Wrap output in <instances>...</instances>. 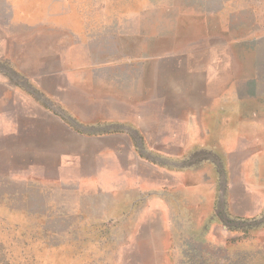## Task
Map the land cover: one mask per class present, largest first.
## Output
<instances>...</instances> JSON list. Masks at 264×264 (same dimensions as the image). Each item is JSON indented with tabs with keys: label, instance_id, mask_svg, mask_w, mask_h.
I'll return each mask as SVG.
<instances>
[{
	"label": "rangeland",
	"instance_id": "374dc122",
	"mask_svg": "<svg viewBox=\"0 0 264 264\" xmlns=\"http://www.w3.org/2000/svg\"><path fill=\"white\" fill-rule=\"evenodd\" d=\"M55 2L0 0V54L65 71L0 76V264H264V0H80L81 38ZM183 65L231 69L232 190L159 137Z\"/></svg>",
	"mask_w": 264,
	"mask_h": 264
},
{
	"label": "crops",
	"instance_id": "0c3cea01",
	"mask_svg": "<svg viewBox=\"0 0 264 264\" xmlns=\"http://www.w3.org/2000/svg\"><path fill=\"white\" fill-rule=\"evenodd\" d=\"M58 6L68 7L69 10H64L58 14L56 19L37 20L35 23H31L30 26L43 25L62 28L69 30L78 38L83 37L84 32L64 18L70 10L83 9L80 0H56L52 7ZM13 55L11 52L5 55L0 54V76L9 73L28 76H52L65 72L61 70L33 72L31 67L36 64L26 61V58L24 62H21L19 59L14 58ZM161 74L159 88L162 91H168V99H178L177 97L179 96L174 92L177 90L183 93L179 98H183L182 100L186 98V100L179 102V107L184 110V113L180 115V119L177 117L176 106H171V104L169 106L163 105L164 110H162V117L160 118L162 134L159 137L166 140L177 138L186 140V146H188L186 153L187 156H190L186 157L184 162L187 163L186 167L192 166V170H197L201 167L211 168L217 172H225V170L228 171L230 169V179L232 178V181L229 185L232 190L233 185H235L233 182L235 175H233L234 172L231 170L233 169V159L231 157L224 159L221 156L223 154L236 156V153L233 154L236 151V147L231 146L233 144L231 140L236 138V131L229 128L230 123H236V86L232 82L231 69H227L225 66L212 67L211 69L208 67H188L183 65L177 68L164 67ZM1 80L4 79L0 78ZM39 87L45 90L43 85L39 84ZM27 97L28 94L25 92V100ZM177 123H180L182 129L179 133L176 130ZM210 124H213V126ZM188 174L186 169H183L181 175L185 182ZM190 187L193 188L195 186ZM170 188L168 187L166 191H171ZM151 193L154 196L150 198L149 203L158 206L164 213L167 207L163 200L162 186L156 187ZM164 194H167V192ZM205 201L207 202L208 200L206 199Z\"/></svg>",
	"mask_w": 264,
	"mask_h": 264
}]
</instances>
